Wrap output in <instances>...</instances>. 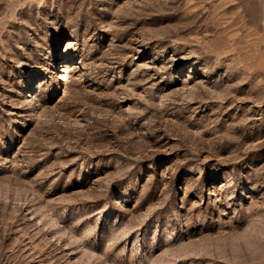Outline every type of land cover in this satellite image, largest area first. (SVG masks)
Returning <instances> with one entry per match:
<instances>
[{
  "label": "rangeland",
  "instance_id": "rangeland-1",
  "mask_svg": "<svg viewBox=\"0 0 264 264\" xmlns=\"http://www.w3.org/2000/svg\"><path fill=\"white\" fill-rule=\"evenodd\" d=\"M0 264H264V0H0Z\"/></svg>",
  "mask_w": 264,
  "mask_h": 264
},
{
  "label": "bare ground",
  "instance_id": "bare-ground-1",
  "mask_svg": "<svg viewBox=\"0 0 264 264\" xmlns=\"http://www.w3.org/2000/svg\"><path fill=\"white\" fill-rule=\"evenodd\" d=\"M68 69H69V64L66 63L65 66H63L62 71H61V73H63V74H62V78H63V79H65V77H66L65 73L68 72Z\"/></svg>",
  "mask_w": 264,
  "mask_h": 264
}]
</instances>
